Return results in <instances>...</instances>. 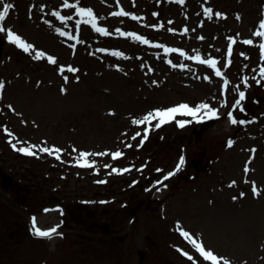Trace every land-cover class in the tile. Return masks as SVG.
Returning a JSON list of instances; mask_svg holds the SVG:
<instances>
[{"label": "rangeland", "instance_id": "rangeland-1", "mask_svg": "<svg viewBox=\"0 0 264 264\" xmlns=\"http://www.w3.org/2000/svg\"><path fill=\"white\" fill-rule=\"evenodd\" d=\"M2 2L14 5L5 27L57 56L58 63L35 59L33 52H24L0 32L4 48L0 80L5 81L0 94V264H211L181 229L230 264H264V79L258 84L253 78H259L258 68L264 63L259 38L253 37L264 18V0H184L182 4L81 0V6L92 7L97 23L111 35L83 22L77 33L80 17L75 8L60 7L63 0ZM40 5H45L43 10ZM121 7L141 19L112 15ZM206 7L213 9L212 19L203 14ZM53 8L71 19L60 21L52 15ZM216 11L226 17H216ZM49 19L51 26L46 23ZM159 23L164 27H150ZM185 26L188 32H183ZM55 27L78 39L61 36ZM116 28L144 35L153 43L118 35ZM228 36L237 37V43L232 64L223 67ZM247 38H254V44H244ZM161 45L184 49L188 55L164 52ZM197 53L205 59L218 57V66L230 81L226 93L223 77L190 59ZM180 64L188 67L174 66ZM59 65L79 71L65 67L62 75ZM244 76L249 77L248 85L243 84ZM237 85L246 93L244 112L231 108L238 98ZM62 86L66 91H61ZM225 96L228 106L221 107L219 101ZM205 100L219 109V118L193 120L180 127L176 120L192 118L177 114L160 128H149L148 139L136 146L148 124L134 125V117L156 107L180 102L195 106ZM229 110L238 120L251 122L230 123ZM137 131L141 135L133 140ZM229 138L234 140L231 147ZM16 140L24 141V146L56 145L64 151L60 158L43 152L28 155L12 147ZM81 150H108V154L90 155L88 159L96 164L82 167L74 162ZM116 150L124 156L113 158L111 152ZM181 156L185 162L163 182L167 187L156 184L176 168ZM113 167L129 171L114 173ZM233 180L236 184L229 186ZM252 181L261 189L260 196L253 194ZM240 192L245 195L240 197ZM33 216L36 227L59 225L56 231L63 235H34Z\"/></svg>", "mask_w": 264, "mask_h": 264}, {"label": "snow or ice", "instance_id": "snow-or-ice-1", "mask_svg": "<svg viewBox=\"0 0 264 264\" xmlns=\"http://www.w3.org/2000/svg\"><path fill=\"white\" fill-rule=\"evenodd\" d=\"M117 3H119V0H117ZM178 3H181V4L184 3V0H178ZM0 6H2V10H0V32L6 33L7 40L9 42L14 43L19 48L23 49L24 52H33L34 58L37 60H40V59L46 57L48 62H50L52 64H57L58 63L57 56L51 55L47 51L36 48V46L34 44L29 43L23 36H21L16 31H14L11 27H7V28L5 27V23H4L5 18L8 17L9 10L11 8H13L14 5L11 3L2 2V3H0ZM33 7H36V5H33ZM44 7H45V5H40L41 10H43ZM60 7L65 8V9L75 8V12L80 17V19L77 20V22H76L77 33H79L80 25L83 22V23L91 25L92 28H94L96 32L103 33L104 35H111V33L108 31V29L106 27H102L97 23L98 17L94 13L93 8L87 7V6H81V0H75L74 3L69 2V0H63V3L60 5ZM29 14L31 15V12ZM203 14L205 16H207L209 19H212L213 9L211 7H206L204 9ZM52 15L54 17L58 18L60 21H64V22L71 19V17L69 15L61 14V12L59 10H57L56 8L52 9ZM112 15L130 16L136 20L141 19V17L136 15V13L125 11L123 7H121L118 12L112 13ZM154 15H158V13H154ZM236 15H237V19L241 18L239 13H237ZM215 16L216 17H226V13L221 12V11H216ZM46 23H48L50 26L53 24L52 20H50V19L47 20ZM202 23L203 22H201V24ZM150 27L155 28V29H159V28H163L164 24L163 23L151 24ZM169 30L172 32L177 31L176 28H171ZM55 31L63 37H71L73 40L78 39V35H73L71 32L65 31L63 27H55ZM188 31H189V29L187 28V26H185L183 28V32H188ZM115 32L118 35L131 37L132 39L138 40V41H140L146 45L153 43V41L148 39L146 36L139 35L138 33L134 32V31L129 32V31H123L120 28H116ZM253 37L259 38L258 47H259L260 58H261V60H264V18H261L258 21V26L256 27V29L253 32ZM200 38L202 39L203 37H200ZM254 38L244 39L243 43L246 45H253L255 42ZM227 39L229 41V43L227 45V62H226V64L223 65V67H228L232 64L231 57H232V53H233V45L237 43V37H235V36H228ZM161 47H163L164 52H180V53H183L185 56L188 55L186 52H184V49H181V48H171L168 45H161ZM71 48L75 49L76 44L75 43L72 44ZM99 51L108 52L109 49L108 48H101ZM114 54L117 56H121V57L125 56V53L122 51H115ZM240 55L244 56V55H246V53L241 52ZM190 59L194 60V61H201L203 64L209 65L211 69L215 70V75L217 77H223V89H224L225 93L227 92V90L229 89L230 81H229L228 76L225 75V73L221 70V67L218 66V57L217 56H210L209 58L205 59L203 56H201L199 53H197L196 55H192L190 57ZM168 63L172 64V61L169 60ZM174 66H178L180 68H187L188 67L187 64H180V65H174ZM58 67H59V72L62 75L64 73L65 67H67L72 73H76L79 71L78 68L72 67L71 65H59ZM117 67H119V66L117 65ZM244 67H247V65H244ZM258 76H259V78H257V77H253V78L256 79V83L259 84L261 82V79H264V63H261L259 65ZM63 78L65 81L68 80V76H66V75H64ZM76 79L79 80V76H76ZM205 79L210 80L211 77L205 76ZM248 80H249V77L244 76L243 77V84L248 85ZM154 83H155V81H154ZM4 88H5V81L0 80V94H2V91L4 90ZM235 90L238 94V98L231 105V108L232 109L239 108V111L244 112V111H246V109L244 108L242 101L246 99V93H245V91L239 90V85L235 86ZM61 91H66V89L62 86ZM212 99H215V97H213ZM219 103H220L221 107H227L228 101H227L226 96L224 99L220 100ZM12 107L13 106L11 104L8 105V108H12ZM177 114L190 116L192 118V119H178V120H176L177 124L180 127H184L186 124L192 123L193 120L200 122V121H204V120L219 118L221 116L219 109L216 107H213L206 100L196 103L195 106H192L188 102H180V103H177V104L169 106V107H156L154 109L147 111L143 116L134 117L132 119L131 122L134 125H144L146 122L148 124V127L144 128V130H143L145 133L143 138L141 139L140 143L137 144L136 146L137 147L142 146L144 141L148 139L147 133L149 131V128H152V127L160 128L161 125H163L167 122H171L172 120H175ZM226 115L229 118L230 123H232V124H247V123L251 122V121L243 120V119L238 120L237 117L233 114V111H231V110H229L226 113ZM255 119H256V117H252V120H255ZM152 121H158V122L153 125ZM3 131L7 133V132H9V129L5 126L3 128ZM140 135H141V133L139 131H137L134 134V136L132 137V139L135 140V138L140 136ZM9 139H10V141H12V139H13V136L11 133L9 134ZM45 143H46V141H45ZM233 143H234V140L229 138L227 141L228 146L231 147L233 145ZM18 144L20 145L19 147H17ZM24 145H25V142L20 141V140H16L15 142L12 143V147L14 149H17L19 152L25 153L28 155H38L40 152H43V153H48L50 155L57 156V158H60L59 153L64 151V149H62L56 145H52L51 147L43 146L41 144H32V143H28L27 146H24ZM125 146L126 147H132L131 144H127ZM251 151L253 153V157L249 158V163L251 162V159L254 158V153L256 150H255V148H253ZM106 154H108V150H106L105 152H101V153H90L88 151L81 150L74 162L76 164H79L82 167H89V166L96 164L95 160L90 161L88 159V157L90 155H106ZM111 156L113 158H119V157L124 156V152H122L120 150H116L114 152H111ZM184 162H185L184 157L181 156L179 163L176 165V168L173 171L167 172V174L164 175L161 180H157L155 183L158 185H162V187L166 188L167 184H165L163 182L166 181L167 179H169L170 177H172L175 174V172L179 171L180 168L183 166ZM143 167H145V165H141V168H143ZM111 171L114 173H123V172L129 171V168L113 167L111 169ZM156 171H162V170L156 169ZM248 171H249V167H248V164L246 163L245 167H244V172L247 173ZM105 182L106 181H98V183H105ZM133 183L135 184L136 181H133ZM235 184H236V181L233 180L230 182L229 186H232ZM252 192L255 196H260L262 194L261 189L257 187L255 181H252ZM244 195H245L244 192L239 193L240 197H242ZM237 198H238L237 196H233L234 200ZM45 211H48V209H45ZM36 223H37V219L35 216H33L32 217V224H33V234L34 235H37L39 237H50L54 234L63 235L62 232L57 233V231H56V229L59 228V225H57L54 228L40 229L39 227H36ZM178 224H179V222H178ZM181 233L185 238L189 239L190 242L196 247V249L201 254V256L204 258L205 261L211 262V264H221V262H223V264H230V261L227 258L216 254L210 248L206 249L204 247L202 241H197L196 239H193L190 232L181 229ZM184 255L189 256V253L184 252Z\"/></svg>", "mask_w": 264, "mask_h": 264}, {"label": "water", "instance_id": "water-1", "mask_svg": "<svg viewBox=\"0 0 264 264\" xmlns=\"http://www.w3.org/2000/svg\"><path fill=\"white\" fill-rule=\"evenodd\" d=\"M0 58H1V48H0Z\"/></svg>", "mask_w": 264, "mask_h": 264}]
</instances>
